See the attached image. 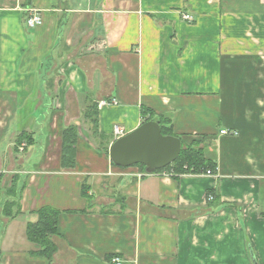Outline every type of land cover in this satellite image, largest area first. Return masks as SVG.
Masks as SVG:
<instances>
[{
  "label": "crops",
  "instance_id": "crops-1",
  "mask_svg": "<svg viewBox=\"0 0 264 264\" xmlns=\"http://www.w3.org/2000/svg\"><path fill=\"white\" fill-rule=\"evenodd\" d=\"M160 119L212 176L112 165L115 126ZM13 176L0 264H49L24 234L45 206L61 212L51 264H264V0H0V194Z\"/></svg>",
  "mask_w": 264,
  "mask_h": 264
},
{
  "label": "trees",
  "instance_id": "trees-1",
  "mask_svg": "<svg viewBox=\"0 0 264 264\" xmlns=\"http://www.w3.org/2000/svg\"><path fill=\"white\" fill-rule=\"evenodd\" d=\"M97 108L94 104H91L87 110H85L83 117L89 123L92 134H97ZM145 115V114H144ZM161 127V133L163 135H173L171 127L167 126L166 120H157ZM174 136V135H173ZM78 139V128L76 126H68L62 132V149H61V166L65 169H71L75 166V146ZM25 141L26 145L31 144L32 138L27 134L20 135L14 142L15 148L18 149L20 144ZM105 152L108 154V149L105 148ZM113 165V164H112ZM141 171H144V167L137 165ZM214 164L205 159L202 148L199 147L198 142H191L188 145L182 144V150L177 158L171 165L167 166L163 170L157 172H168L171 175H179L184 173L199 174L204 170H213ZM22 186L17 185L14 181L13 186L8 190H5L4 194L6 198L11 197V192L16 200H9L10 203L5 202L2 205V216L8 219H13L21 214L19 207L20 192ZM8 192V193H7ZM8 197H7V195ZM82 196L87 199V192L85 188H82ZM8 201V200H7ZM32 214L36 216V221L28 223L25 228V237L28 242L33 244L36 250L31 251L32 257H39L45 259L49 264L52 263L53 256L57 251V247L53 241V238L58 237V217L61 214L59 210L45 206Z\"/></svg>",
  "mask_w": 264,
  "mask_h": 264
},
{
  "label": "water",
  "instance_id": "water-1",
  "mask_svg": "<svg viewBox=\"0 0 264 264\" xmlns=\"http://www.w3.org/2000/svg\"><path fill=\"white\" fill-rule=\"evenodd\" d=\"M181 150L179 137L163 135L158 121L149 120L116 139L108 149V157L116 167L141 165L146 175H152L177 160Z\"/></svg>",
  "mask_w": 264,
  "mask_h": 264
},
{
  "label": "built area",
  "instance_id": "built-area-1",
  "mask_svg": "<svg viewBox=\"0 0 264 264\" xmlns=\"http://www.w3.org/2000/svg\"><path fill=\"white\" fill-rule=\"evenodd\" d=\"M182 18H183L185 21H188V22L192 20V17L189 16L188 14H184V15H182ZM24 24H25V26H26L28 29H34V28H36V27H38V26H40V25L42 24V18H41V16H40V14L37 13L36 11H34V10H25V11H24ZM114 103H115V101L112 100V101H111V104H114ZM106 104H107L106 102L101 101V102L98 104V107L101 108L102 106H105ZM226 133H227V132L224 131V130H223V131H220V134H226ZM113 134H114L116 137H118V138L124 136V135L120 132V130H119V128H118L117 126L114 127V129H113ZM118 138H117V139H118ZM22 147H23V145H21V148H22ZM205 174H206L207 176H212V175H213V173H212L211 170H206V171H205ZM138 175H139V177H140L142 174H138ZM208 200H212V196H209V197H208ZM111 262H112L113 264H122V261L119 260V259H117V258L112 259Z\"/></svg>",
  "mask_w": 264,
  "mask_h": 264
},
{
  "label": "rangeland",
  "instance_id": "rangeland-1",
  "mask_svg": "<svg viewBox=\"0 0 264 264\" xmlns=\"http://www.w3.org/2000/svg\"><path fill=\"white\" fill-rule=\"evenodd\" d=\"M10 179V180H9ZM8 181H6V184L3 186V193L5 192V190H8L9 188H11V186H13L14 184V181L17 182V176H13L12 178H9ZM8 193V192H7ZM13 192H11V196H13V199H11V197H8V199L6 198V196L4 194H0V214L2 215V205L7 202V203H10L9 200H16L14 195L12 194ZM8 200V201H7ZM0 220H2L0 218Z\"/></svg>",
  "mask_w": 264,
  "mask_h": 264
}]
</instances>
